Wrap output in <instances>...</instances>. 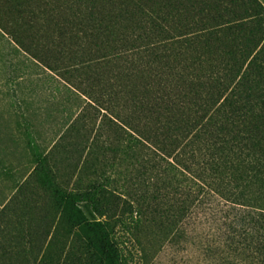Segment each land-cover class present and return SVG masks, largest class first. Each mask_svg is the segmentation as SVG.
I'll list each match as a JSON object with an SVG mask.
<instances>
[{
    "label": "trees",
    "instance_id": "obj_1",
    "mask_svg": "<svg viewBox=\"0 0 264 264\" xmlns=\"http://www.w3.org/2000/svg\"><path fill=\"white\" fill-rule=\"evenodd\" d=\"M3 41L15 55L0 58V73H16L6 83L21 93L36 162L3 210L33 178L47 197V225L81 229L101 264H124L107 226L111 177L98 178L104 159L120 156L124 187L140 203L166 205L172 225L203 210L211 228L237 237L246 259L264 264L260 0H0ZM39 70L59 82L39 80ZM63 90L84 106L46 155L30 121L53 118ZM9 114L0 108V157L19 153ZM52 163L95 179L69 193Z\"/></svg>",
    "mask_w": 264,
    "mask_h": 264
},
{
    "label": "rangeland",
    "instance_id": "obj_2",
    "mask_svg": "<svg viewBox=\"0 0 264 264\" xmlns=\"http://www.w3.org/2000/svg\"><path fill=\"white\" fill-rule=\"evenodd\" d=\"M260 1L264 5V0ZM6 44L4 41L0 44V58L15 55ZM38 73L41 75L39 80L51 78L59 82L49 74L44 77L40 70ZM0 74V108H9L7 124L17 140V151L21 154L0 157L1 204L5 199L8 202L12 198L18 186L32 173L36 162L29 149L21 117L27 114L25 105L21 103V93L15 84L6 83L16 73L12 68H3ZM38 84L35 88L41 91L43 85L39 81ZM67 96L65 90L56 96L53 118L46 121L35 118L30 121L32 133L43 154L47 155L58 140L66 118L74 119L79 115L81 106H84V98L76 102L73 97L68 99ZM95 113L93 109H88L89 116ZM100 121L97 120L96 127ZM69 141L72 142V139L69 138ZM13 149L10 145L9 151ZM104 160L107 165L99 170L98 178L103 175L111 177L112 184L107 188L114 192L116 198L107 226L124 264H254L242 254V245L237 247L234 243L237 237L225 235L217 227H210L203 210L172 225L163 216V209L168 208L166 205L162 209L155 205L149 206L147 202L140 203L124 187L125 167L120 156ZM51 167L57 182L69 193H76L79 187L84 188L95 179L91 173L87 177L77 173L73 175L71 169H66L67 166H61L60 171L53 167V163ZM5 171L10 174L6 175ZM30 179L34 184L30 190L23 189L4 210V205L0 206V212H4L0 213V264H101L94 256L95 250L90 240L81 229L70 230L64 226L55 230L46 224L44 216L47 213L42 208L47 197L37 188L35 179ZM212 205L207 209H214Z\"/></svg>",
    "mask_w": 264,
    "mask_h": 264
}]
</instances>
